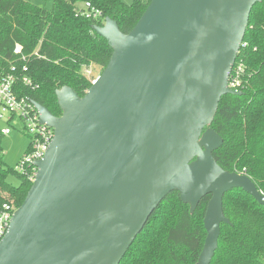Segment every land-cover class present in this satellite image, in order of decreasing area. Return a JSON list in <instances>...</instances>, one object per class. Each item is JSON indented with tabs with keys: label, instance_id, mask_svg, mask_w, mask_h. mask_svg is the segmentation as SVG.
Listing matches in <instances>:
<instances>
[{
	"label": "water",
	"instance_id": "obj_1",
	"mask_svg": "<svg viewBox=\"0 0 264 264\" xmlns=\"http://www.w3.org/2000/svg\"><path fill=\"white\" fill-rule=\"evenodd\" d=\"M260 0H151L128 33L106 18L112 47L84 96L57 91L60 116L33 101L55 130L38 173L0 240V264H120L172 191L193 212L208 194L196 264L218 247L223 197L253 179L223 169L222 137L209 125L228 86L252 8Z\"/></svg>",
	"mask_w": 264,
	"mask_h": 264
},
{
	"label": "trees",
	"instance_id": "obj_2",
	"mask_svg": "<svg viewBox=\"0 0 264 264\" xmlns=\"http://www.w3.org/2000/svg\"><path fill=\"white\" fill-rule=\"evenodd\" d=\"M150 1L53 0L49 9L28 0H0V72L8 73L15 65L16 76H30L36 88L18 82L20 93L60 116L57 91L68 86L84 96L93 82L85 71L92 64L103 71L112 56V47L95 26L111 18L128 33ZM86 2L102 16H85ZM17 44L26 60L14 54ZM237 61L245 65L242 93L221 97L209 125L223 139L214 157L223 169L249 175L264 195V0L251 10ZM25 65L27 72H23ZM3 136L0 131V188L20 206L32 182L5 166ZM12 174L20 178L18 185L8 181ZM210 198L206 195L192 212L179 191L170 192L120 264H196L207 235L204 216ZM223 209L229 221L221 224L210 264H264V204L236 188L224 195Z\"/></svg>",
	"mask_w": 264,
	"mask_h": 264
},
{
	"label": "built area",
	"instance_id": "obj_3",
	"mask_svg": "<svg viewBox=\"0 0 264 264\" xmlns=\"http://www.w3.org/2000/svg\"><path fill=\"white\" fill-rule=\"evenodd\" d=\"M84 7L85 16H102V12L92 7L89 2H86ZM14 54L21 55L23 60L27 59L19 44L15 46ZM14 70L15 65L8 73L0 72V122L4 124L0 126V131L3 135H8L12 131L11 126L15 125L17 120L23 124V129L29 135L31 142L14 170L33 183L38 173L35 163L44 157L54 138L55 130L40 121V113L33 101L28 96L22 95L18 88V82L31 88H36L37 85L27 74H23L19 78L13 72ZM27 71L28 66L25 65L23 72ZM244 71V63L238 62L236 59L228 81V86L231 89L241 91ZM18 207L15 197L9 191L0 188V240L8 232L12 217Z\"/></svg>",
	"mask_w": 264,
	"mask_h": 264
},
{
	"label": "rangeland",
	"instance_id": "obj_4",
	"mask_svg": "<svg viewBox=\"0 0 264 264\" xmlns=\"http://www.w3.org/2000/svg\"><path fill=\"white\" fill-rule=\"evenodd\" d=\"M32 3L43 6L46 8H52L53 0H28ZM126 3L130 4L133 0H124ZM88 76L95 80L97 76H99L102 72V68L99 65L92 64L88 67L87 71H85ZM4 124L0 122V126ZM11 133L8 135H4L2 139V147L4 149V162L6 167H10L14 169L18 162L23 157L26 152L31 139L29 135L24 131L23 124L17 120L15 125L11 126ZM8 181L13 185H18L20 183V178L15 176L14 174L9 175Z\"/></svg>",
	"mask_w": 264,
	"mask_h": 264
}]
</instances>
